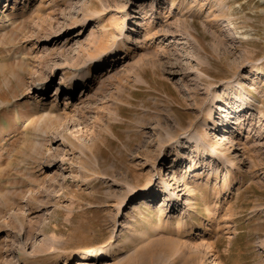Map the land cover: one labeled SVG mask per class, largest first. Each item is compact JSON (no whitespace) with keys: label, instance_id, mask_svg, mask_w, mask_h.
Masks as SVG:
<instances>
[{"label":"rangeland","instance_id":"1","mask_svg":"<svg viewBox=\"0 0 264 264\" xmlns=\"http://www.w3.org/2000/svg\"><path fill=\"white\" fill-rule=\"evenodd\" d=\"M0 264H264V0H0Z\"/></svg>","mask_w":264,"mask_h":264},{"label":"bare ground","instance_id":"2","mask_svg":"<svg viewBox=\"0 0 264 264\" xmlns=\"http://www.w3.org/2000/svg\"><path fill=\"white\" fill-rule=\"evenodd\" d=\"M106 61V59L105 58H100L99 60H98V63L99 64H102V63H104ZM87 74L85 73V72H82V70H80L79 71V73H77L76 75H75V77H76V80L75 81H79V80H82V79H85V77H87L86 76ZM73 79V78H72ZM72 79H70V80H67V81H70V82H72L71 80ZM244 86L243 85H239L238 84V89L240 90H243V91H245V90H247L246 88H243ZM237 97H240L241 98V95H238ZM247 104H252L251 102H248ZM245 105V104H244ZM251 106L250 105H248V107H246V109L247 108H250ZM220 139H225V138H223V137H219ZM219 151H218V149L217 148H213V149H210V150H204L203 151V155H202V158H206V157H215V159H218L217 157H219ZM228 189V187L225 185L224 186V188H223V191H226ZM139 203V202H138ZM138 204H136V206H137ZM170 216V215H169ZM105 246L106 245H102V246H100V248H97V247H94V248H89V249H86V250H84L83 252H81V253H79L78 255H79V260L80 261H82V262H86V260H88V259H90V258H92L100 249H103V248H105Z\"/></svg>","mask_w":264,"mask_h":264}]
</instances>
